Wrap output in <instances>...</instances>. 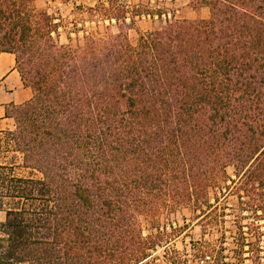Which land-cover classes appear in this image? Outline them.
Segmentation results:
<instances>
[{"label":"trees","instance_id":"obj_1","mask_svg":"<svg viewBox=\"0 0 264 264\" xmlns=\"http://www.w3.org/2000/svg\"><path fill=\"white\" fill-rule=\"evenodd\" d=\"M34 1L0 0V53L31 90L0 130L29 172L0 163V264H261L264 0H188L208 17L172 12L134 41L135 16L166 9L104 0L87 9L118 31L67 43ZM226 180L230 246H169L187 228L170 218L180 208L213 225L209 190Z\"/></svg>","mask_w":264,"mask_h":264},{"label":"rangeland","instance_id":"obj_2","mask_svg":"<svg viewBox=\"0 0 264 264\" xmlns=\"http://www.w3.org/2000/svg\"><path fill=\"white\" fill-rule=\"evenodd\" d=\"M104 0H35L33 2L36 8L49 7V11L53 12L56 18L63 20V26L59 29L58 41L59 43H67V37L74 39L76 36L81 37L84 33L96 31L100 35L105 33H116L118 28L114 25V20L108 23L95 13H91L87 8L95 7ZM121 4L126 6H132L137 3H146L153 7H162L166 11H162L161 18L157 15H136L135 22L132 27L126 29L128 38L134 41L140 32H146L151 30L154 26H159L164 23V20L170 18V13L174 12L175 17L185 19H197L207 18L209 10L205 5L192 7L188 0H119ZM168 13L167 15H165ZM128 22L129 19H126ZM77 25L76 30L73 29L74 25ZM112 24V25H109ZM12 120L9 122V128H12ZM6 128V129H9ZM5 130V129H2ZM2 132L0 133V146L2 142ZM0 163H15L13 168L14 175L28 176L27 169L19 167V156L11 151H5L3 146L0 147ZM225 172L230 179H234V169L231 166L225 168ZM230 181L226 180L222 182L219 189H210L209 197L210 202L216 206V215L214 217L213 225L209 224L205 226L202 221H199V217H195L189 208H180L170 218L175 221L174 224L182 225L187 224V228L183 233L178 234L175 238L169 242V246L183 251H190V241H198L205 239L207 241H215L221 236L226 237L224 245L230 246V229L232 228V220L234 210L237 207V197L234 192L229 191L226 185H230ZM214 196H217L218 202H214ZM4 218V213L0 211V221ZM251 221L249 218L243 220V222ZM216 222V225H215ZM258 225H262V221L257 222ZM215 225V226H214ZM263 230V227H261ZM264 237H261V246L263 247ZM165 247V246H164ZM163 247H158L155 255L160 256L162 254ZM260 263L264 264V251L259 254ZM189 264V263H188Z\"/></svg>","mask_w":264,"mask_h":264},{"label":"crops","instance_id":"obj_3","mask_svg":"<svg viewBox=\"0 0 264 264\" xmlns=\"http://www.w3.org/2000/svg\"><path fill=\"white\" fill-rule=\"evenodd\" d=\"M31 97V90L25 86L15 69L14 55L0 53V130L9 128L11 118L5 115L9 104H20ZM10 129V128H9Z\"/></svg>","mask_w":264,"mask_h":264}]
</instances>
